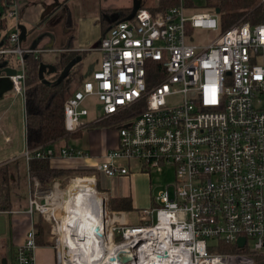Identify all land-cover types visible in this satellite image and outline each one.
Listing matches in <instances>:
<instances>
[{
  "label": "built area",
  "instance_id": "2783aa9c",
  "mask_svg": "<svg viewBox=\"0 0 264 264\" xmlns=\"http://www.w3.org/2000/svg\"><path fill=\"white\" fill-rule=\"evenodd\" d=\"M21 12L19 0H0V22H12L10 32L0 34V64L17 71L10 77L13 91L25 98L26 60L46 50L22 46ZM195 30L220 34L197 46ZM99 51V69L65 104V126L77 133L125 117L109 127L117 131L118 146L98 160L73 147L27 150V162L34 157L79 160L108 179L129 177L136 169H175V184L142 211L140 224L106 212L112 264H256L257 256L264 259V21L221 31L215 11H193L180 0L164 14L140 9L132 20L117 22ZM92 99L99 115L90 123L87 102ZM33 194L30 215L40 213L51 222L53 193L36 189ZM153 216L155 222L149 223ZM227 247L234 251L223 252ZM37 248L33 223L15 264H34ZM120 255L131 259L122 263Z\"/></svg>",
  "mask_w": 264,
  "mask_h": 264
},
{
  "label": "rangeland",
  "instance_id": "374dc122",
  "mask_svg": "<svg viewBox=\"0 0 264 264\" xmlns=\"http://www.w3.org/2000/svg\"><path fill=\"white\" fill-rule=\"evenodd\" d=\"M47 3L46 11H45V24L42 22L41 27L44 31L46 28V31H50L51 35L54 36L56 45L61 42V39H63L66 35H68L69 29L66 26V23L68 21V14H69V8L70 7H76V13L79 15H82L85 13L86 9L90 8L87 0H77L74 1L73 4H60L55 5V0H45ZM62 2L63 0H57ZM142 0H111V4L113 7L116 6H126L130 5L134 10H137L139 8V5ZM187 0H184L186 3ZM76 2L78 4H76ZM199 2V1H198ZM50 3V6H49ZM93 5V8H102L101 5L103 4L102 0H94L91 2ZM200 4V2L198 3ZM196 4V6L198 5ZM41 5V4H40ZM44 6V4H43ZM41 7L38 8V13L41 12ZM96 13V12H95ZM53 14V16H51ZM78 15V16H79ZM51 16V17H50ZM41 19V18H40ZM125 17L118 18L116 22L112 23V26L115 25L120 21H124ZM39 20V19H38ZM39 23V24H40ZM38 24V25H39ZM37 25V26H38ZM89 34L90 36L93 34V30H97L96 26H98V23H94L93 21L89 24ZM36 26V27H37ZM37 27V30L40 31V28ZM81 29V28H80ZM108 29V27L106 28ZM9 30V28H8ZM5 33L6 35L10 32V30ZM41 30V31H42ZM78 35H82V32H77ZM220 31L218 32H212L205 34L202 30H195L193 34V40L192 42L197 46H207L209 43L212 42L217 36H219ZM80 39V38H79ZM91 39V37H90ZM81 38L79 41V45L81 43H85ZM101 40H98V42L93 46L95 50H99L101 45ZM61 46V45H60ZM102 60V55L100 52H93L89 54L84 63L85 67V79L88 80L91 78L90 72L93 70L94 72L99 69L100 63ZM53 78V76L49 77L48 79ZM15 92V91H14ZM5 97H9L7 101H3ZM0 100L3 101L0 103V117L3 113L7 112L8 114L4 116L3 120H0V166H8L11 179L17 177V179H20V187L16 189V194H12V199L15 202H21L26 203L28 202L30 188L28 183L29 178V169H28V162L25 158V154L27 152V141H26V122H25V98L22 94L15 93H8V94H0ZM99 105L98 102L94 99L87 102V108L90 110V119L93 121L97 118L96 116L99 115V112L97 111ZM110 121V120H108ZM102 121L99 124L95 125V128L97 127H113L115 121ZM108 122V123H107ZM111 124V125H109ZM109 125V126H108ZM95 130V129H94ZM12 138L13 144H7L6 138ZM74 144V143H73ZM104 147V141L103 137L98 136L95 137V141L93 145L91 146V151H97ZM87 153L93 157V155L87 151ZM15 158V162H7L8 158ZM58 160V159H57ZM61 160V159H59ZM52 163V162H51ZM64 167L57 168L56 164H54V168L58 170H64L70 172L68 174L69 178L64 181H56L55 185L58 184V186L55 187V185H52V189L49 190V193H53L52 198L48 202V208L49 213L48 215H52V221H46V219L42 216L43 221L50 227L51 233L53 237L52 242L58 249V252H61L63 258V262L60 264H70V251L68 249H65V244L63 241V236L66 234V226L68 223V220L71 218H66L63 215V207L66 203V201L62 198L69 189H76L77 191V197L74 196L73 198L80 200L81 207L78 209H75L76 214L75 217H79V215H82V212L79 210H86L87 208L83 206L84 203L86 204H95L97 203L99 206H105L106 203V212L108 214L109 211V200L111 199L110 196H107L104 194V179L101 176L99 172H97L96 169L90 167L83 161H65ZM17 170H19V174L17 173ZM176 181V173L175 169L171 166H165L160 169H151L149 172H147L146 177H139L138 178V184L136 185V192L133 190L132 198L134 203L135 210L133 212L128 213L129 221L133 224H140V221L143 218V214L139 213L143 210H148L153 207L154 202L157 201V199L160 197V195L164 192H166L167 188L170 186H173ZM106 186V184H105ZM110 187V186H109ZM38 190L40 191L41 189ZM14 191V189H13ZM57 191V192H56ZM55 193L57 195H55ZM80 193L84 196L85 199L80 198ZM50 195V194H49ZM58 199V203H56V198ZM61 201V202H60ZM139 210V211H138ZM112 212V211H111ZM140 214V215H139ZM111 215V214H110ZM112 216V215H111ZM76 219V218H75ZM56 220V221H55ZM109 220V219H108ZM149 223L152 221L155 222V216L152 218H149ZM76 221V220H75ZM142 223V222H141ZM62 225L64 226L62 228ZM110 225H106V233L108 237L109 231H110ZM61 228V229H60ZM60 229V230H59ZM113 250V246L111 247ZM112 254V251H111ZM69 256V257H68ZM110 256V255H109ZM108 256V257H109Z\"/></svg>",
  "mask_w": 264,
  "mask_h": 264
},
{
  "label": "trees",
  "instance_id": "16d2710c",
  "mask_svg": "<svg viewBox=\"0 0 264 264\" xmlns=\"http://www.w3.org/2000/svg\"><path fill=\"white\" fill-rule=\"evenodd\" d=\"M179 4L180 0H142L139 10L146 9L154 15H161ZM185 4L188 9L193 11L206 9L216 12L219 10L218 18L221 31H226L236 24L248 23L255 26L264 21L262 0H187ZM196 4L198 5L196 6ZM117 12L121 14V17H127L134 11L133 9H121ZM8 28V20L0 22V34L6 33ZM76 59L75 54L57 55L51 64L55 72L45 75L43 80L40 79V71L46 63L42 56L35 58V56L30 55L26 60V139L27 148L31 152H35L37 149L44 151L52 148L54 144L60 141L77 140L82 136V131L70 133L65 126V104L85 81L81 64L76 62L70 67ZM67 70L69 71L67 72ZM65 72L67 75L64 76ZM51 76L53 78L48 79ZM124 119L125 117H120L109 120L121 124ZM117 124L114 125L117 126ZM28 169L32 181L36 180L40 191L45 194L49 193L56 181H66L70 173L53 168L49 159L37 157L29 161ZM12 194V179L9 168L8 166H0V214H8L12 211ZM80 198L85 199L81 193ZM108 209L112 212L125 213L135 210L131 198H111ZM34 227L38 245L47 244L51 229L43 221L40 213H37V221H35ZM222 251L234 250L227 247ZM11 264H15V256L11 259ZM256 264H264V259L257 256Z\"/></svg>",
  "mask_w": 264,
  "mask_h": 264
},
{
  "label": "crops",
  "instance_id": "0c3cea01",
  "mask_svg": "<svg viewBox=\"0 0 264 264\" xmlns=\"http://www.w3.org/2000/svg\"><path fill=\"white\" fill-rule=\"evenodd\" d=\"M19 1L22 11L21 26L26 30V35L22 43V46L25 49H33L34 46H36L39 49L46 50V52L43 53L41 56L47 66H51V64L55 61L56 56L59 54H68V53L75 54V56L77 57L75 61L78 62V64H81L84 76H85L84 63L86 57L93 52H100L99 50H95L93 46L98 42V40H101L107 34L108 30L112 26V23L116 22L118 18H121V14L117 12V10L132 9L130 5L113 7V5L111 4V0H102L103 2V4L101 5L102 8L99 7L93 8L91 2H93L94 0H87L90 8L86 9L84 14L79 15L78 13H76V7H74L73 5V7L69 8L68 21L66 23V26L69 29L68 35H66L63 39H61L60 43L58 40V44L56 45L55 38L54 36L51 35V32L46 31V28L43 31L42 28L39 27L41 26L42 22L45 24L44 17L47 7L46 1L45 0H19ZM74 1L77 0H63L62 2L55 0L54 4L60 5V4L68 3L69 5L71 3L73 4ZM76 4L78 3L76 2ZM39 7L42 8L40 14L38 13ZM51 16H53V14ZM130 16H132V14L125 17V19H127ZM92 21L94 23H98V26H96V28H98V31L93 30V34L90 36L88 28L90 26L89 24ZM10 24H12V22H9V25ZM36 26L40 28V31L37 30ZM107 27L108 29H106ZM79 31L82 32L83 34L78 35L77 32ZM81 38L85 41L87 39V41L86 42L84 41L85 43H81L79 45V41L81 40ZM50 46H52L51 51H49ZM93 72L94 71L92 70L90 74L92 75ZM84 80H86L85 77ZM8 93H15V92L12 90L11 92ZM8 99L9 97L8 98L5 97L3 101H7ZM7 114H8L7 112L3 113L2 116L0 117V120H3L4 116ZM88 120L90 121V123L93 122V120L90 118H88ZM25 122H26V117H25ZM98 136L103 137L104 147L97 151H91V146L95 141V137ZM6 143L13 144L12 138L9 137L6 138ZM118 144H119V139H118L117 131L110 129L108 127L95 128L94 125L86 130H83L82 136L79 139L71 140V141H60L54 144L52 148L58 151L62 147H73L75 149L84 151L85 153L89 151L93 155V159L98 160L107 151L116 148ZM12 161L15 162L16 161L15 158L9 157L7 159V162H12ZM55 163H59L56 164L57 168L64 167V165H66L64 163V160L62 159L52 160L51 165L53 168ZM138 171L139 170L136 169L134 174H132L129 177H123V178L108 179L102 176L104 179V189H106L104 191V194L110 196L111 198H131L133 202L132 193L133 190L136 192V185L138 184V178L141 176L142 177L147 176V173H138ZM17 173L19 174V170H17ZM28 183L30 188L28 202L23 204L21 202H15L12 199L13 201L12 211L8 214H0V217L4 216L5 218L4 220L5 224L4 225L0 224V264H3L4 260H7V264H11V259H13L14 256L16 255L17 249L24 244L26 235L30 231L32 224L33 223L35 224V221H37V213L35 212L34 215L31 216L29 213V209H30V200L34 195L33 193L35 192V190L38 189L39 184L36 180L32 181L30 175L28 178ZM17 187L18 188L20 187V179H17V177H15L14 179L12 178V193L14 192V194H16ZM83 206L87 207L90 205L84 203ZM110 213H122L125 216V221L128 224H133L132 222L129 221L128 213L111 212V211ZM139 213L142 212L140 211ZM52 234L53 233L50 234L47 240L48 242L47 244L38 245V248L35 252L34 264H58V249L52 242V238H53L51 237Z\"/></svg>",
  "mask_w": 264,
  "mask_h": 264
},
{
  "label": "bare ground",
  "instance_id": "6f19581e",
  "mask_svg": "<svg viewBox=\"0 0 264 264\" xmlns=\"http://www.w3.org/2000/svg\"><path fill=\"white\" fill-rule=\"evenodd\" d=\"M77 191L76 189H69L60 197L66 201L61 207L63 209L61 212H63L64 217L71 218L65 225L67 231L63 236L65 249L70 251L69 262L70 264H112L113 261L110 258L113 254L111 249L113 245L106 233V225L111 222H106L105 208L97 203L91 204L86 207V210H79L82 215L75 217V209L81 207L79 198L77 200L72 196L74 194L77 197ZM55 195L57 194L55 193ZM54 197L56 198V196ZM56 203H58L57 198ZM96 228L100 229V235L95 232Z\"/></svg>",
  "mask_w": 264,
  "mask_h": 264
},
{
  "label": "water",
  "instance_id": "95a60500",
  "mask_svg": "<svg viewBox=\"0 0 264 264\" xmlns=\"http://www.w3.org/2000/svg\"><path fill=\"white\" fill-rule=\"evenodd\" d=\"M139 7H140V5H139ZM138 10H139V8L137 10H134V12L132 13V16L128 17L125 20H132ZM219 13H220V11L216 10V14L218 15ZM21 31H22L21 40L24 41V38L26 35V30H25V28L21 27ZM49 48L51 50L52 46H50ZM35 49H37L36 46H34L33 50H35ZM74 64H76V61L72 62L70 67H72ZM47 70H49V71L47 72ZM68 71L69 70H67V72ZM54 72H55V69L53 66L43 65L41 68V71H40V79L43 80L44 76L46 74L50 75ZM67 72L64 73V76L67 75ZM16 74H17V71L12 69V68H8L7 63L0 64V94H7L8 92H11L13 90V84H12L10 77L14 76ZM104 208L106 211V203H105ZM4 220H5L4 216H1L0 217V224L4 225L5 224ZM95 232L98 235H100V229L99 228H96ZM244 244H245V240L241 239L239 241V245L241 247H243ZM130 259H131V257H129L127 255H120L118 258V260L121 261L122 263H127L130 261ZM3 264H7V260H4Z\"/></svg>",
  "mask_w": 264,
  "mask_h": 264
}]
</instances>
